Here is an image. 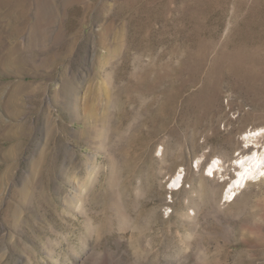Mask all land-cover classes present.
<instances>
[{"label":"rangeland","instance_id":"374dc122","mask_svg":"<svg viewBox=\"0 0 264 264\" xmlns=\"http://www.w3.org/2000/svg\"><path fill=\"white\" fill-rule=\"evenodd\" d=\"M50 2L47 31L32 42V18L0 66V119L22 133L0 157L20 162L0 264H264V178L223 196L264 144V0Z\"/></svg>","mask_w":264,"mask_h":264},{"label":"bare ground","instance_id":"6f19581e","mask_svg":"<svg viewBox=\"0 0 264 264\" xmlns=\"http://www.w3.org/2000/svg\"><path fill=\"white\" fill-rule=\"evenodd\" d=\"M50 1L51 0H0V66L14 65L18 61H21V59L16 55L19 50V41L16 38L29 26L30 20L32 18L33 23L30 27L32 30V42L35 38H37L36 21H40L42 23V29L47 31L48 22L51 20L53 14L52 12L54 11ZM35 3H37L36 9L34 8ZM245 54L248 53L236 54V56H233L231 59L228 53V57L231 59L230 65L233 66V70L239 74L250 87L252 86L251 84H255L256 80L258 81L260 79L261 81V78L264 75L261 77V72L254 69V66L251 62L254 58L250 56L252 54ZM255 59L257 60V57ZM259 87L260 91H262L261 89L264 88V85L262 84V86L260 85ZM1 92L2 87L0 86V101L2 96ZM9 103L11 106L16 104V99L10 100ZM19 125L20 124L16 125L12 123L6 124L0 119V157H3L2 160L4 161L8 158V156L12 154L14 155V149L16 151V149L19 148L18 140L22 134ZM260 130L261 129L257 128L253 131V134L260 132ZM253 134L252 132H246L243 135V140H245L246 143L249 142ZM5 141H10L9 146L4 145ZM39 161L40 159H35V157L30 159L28 165L32 168V171L37 166V164H39ZM197 162L198 161H196V163ZM19 163L20 162L18 161H14L10 164L2 165L0 170V190L2 189L3 185L9 184L11 188V194L20 192V189L17 187L20 182L18 174ZM234 163L237 165V172L235 173L234 178L229 182L223 194L226 200H231L233 195H235V191L243 187L245 182L257 180L260 177L264 178V144H262L260 147L251 149L248 153L239 154L234 160ZM218 165H220V160L214 158L209 163L207 171L211 172L212 169ZM12 169H15L16 171L13 172ZM180 181L181 173L179 171L173 175L171 185L177 186L179 185ZM1 199L2 197H0V202ZM2 210L4 212V209ZM7 211L10 212L9 214L15 215L17 210L14 207H10L7 209Z\"/></svg>","mask_w":264,"mask_h":264}]
</instances>
